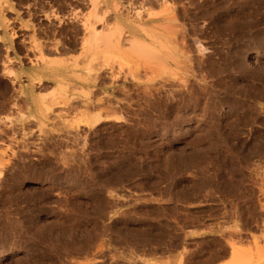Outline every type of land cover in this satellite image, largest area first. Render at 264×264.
I'll return each mask as SVG.
<instances>
[{"label":"rangeland","instance_id":"obj_1","mask_svg":"<svg viewBox=\"0 0 264 264\" xmlns=\"http://www.w3.org/2000/svg\"><path fill=\"white\" fill-rule=\"evenodd\" d=\"M234 254L264 264V0H0V264Z\"/></svg>","mask_w":264,"mask_h":264},{"label":"bare ground","instance_id":"obj_2","mask_svg":"<svg viewBox=\"0 0 264 264\" xmlns=\"http://www.w3.org/2000/svg\"><path fill=\"white\" fill-rule=\"evenodd\" d=\"M133 34V33H132ZM139 37V36H138ZM128 39H130L129 37H128ZM116 40V39H115ZM125 40V39H124ZM125 41H127V40H125ZM108 43H110L109 45L111 46V47H115V49L117 50V52H121V50H119V48H120V46H122L123 45V42L122 41H120V38H119V40H116V41H114V40H112V41H110V40H108L107 41ZM113 42V43H112ZM128 42V44H129V46H130V50L133 52V54H135V55H138V54H141V52L142 51H145V49H146V43L144 42H141L139 39H137L136 37H134V36H132V38L129 40V41H127ZM161 44V46L163 45L162 44V42L160 43ZM114 47H113V49H114ZM111 50V49H110ZM152 50H154V51H156L157 50V48L155 49V48H152ZM127 51V50H126ZM128 51H129V49H128ZM130 52V51H129ZM137 52H140V53H137ZM110 52H108V54H109ZM131 53V52H130ZM113 54V53H112ZM119 54V53H118ZM114 55V54H113ZM130 55V54H129ZM50 63H53V62H50ZM55 63V62H54ZM51 65V64H50ZM47 66H49V65H47ZM47 66H45L46 68H47ZM53 66V65H52ZM53 69V68H52ZM49 70V69H48ZM56 77V76H55ZM135 77H133V79H134ZM137 79V80H136ZM135 80L136 81H139L138 80V78H135ZM139 83V82H138ZM61 85V84H60ZM146 86V85H145ZM147 86L148 87H150L148 84H147ZM116 88V87H115ZM146 89H148V88H146ZM150 90V89H149ZM147 91V90H146ZM151 91V90H150ZM149 91V92H150ZM152 92V91H151ZM159 104L160 105H164V106H162V107H164L163 108V110H164V112L165 113H167V114H170V112L173 110V109H178V108H180L182 105V103H180V101L178 100V99H176V100H170V101H167V102H165V103H162V102H159ZM150 106V105H149ZM148 106V107H149ZM159 106V105H158ZM151 107V106H150ZM162 107H161V109H162ZM160 108V107H159ZM10 256V255H9ZM242 263V260H240V257H238L237 256V254L235 255H232V256H230V258H228V260L227 261H225L224 263H222V264H241ZM248 264V263H247Z\"/></svg>","mask_w":264,"mask_h":264},{"label":"crops","instance_id":"obj_3","mask_svg":"<svg viewBox=\"0 0 264 264\" xmlns=\"http://www.w3.org/2000/svg\"><path fill=\"white\" fill-rule=\"evenodd\" d=\"M227 259H228V258L223 259V260H220V261H218V262H216V263H214V264H222V263H224Z\"/></svg>","mask_w":264,"mask_h":264}]
</instances>
